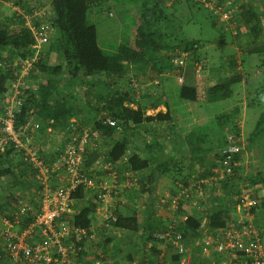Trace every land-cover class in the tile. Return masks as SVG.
I'll list each match as a JSON object with an SVG mask.
<instances>
[{
    "label": "trees",
    "instance_id": "16d2710c",
    "mask_svg": "<svg viewBox=\"0 0 264 264\" xmlns=\"http://www.w3.org/2000/svg\"><path fill=\"white\" fill-rule=\"evenodd\" d=\"M163 1L166 0H113V2L112 0H50L49 8L53 13L54 32L51 34L50 41L40 48L38 57L29 71L32 87L24 100L21 115L31 105L37 108L40 119L53 121L51 125L53 131L60 130L64 132L65 128L70 125L72 118L76 131L80 132L81 129H87L89 132L97 133L100 141H107V152L100 153L97 142L94 148H87L84 153V167L95 174L97 182L100 181L97 179L95 163H115L128 153L130 148L127 134H132L133 130L143 128L145 121L155 120L157 123L163 124L171 120L169 111L165 113L159 111L154 116H147L145 114L147 107H141L138 105L139 102L147 101L151 108L163 103V96L167 91H164L165 83L174 82L180 73H182L184 81L177 86V91H175L176 100L178 102H196L198 100L193 78L194 63L200 64V74L202 76L205 73L204 61H201V57L196 53L198 46L193 41L186 42L182 47L177 46L176 48L162 44L163 39L157 33L158 16H156V9L160 3L163 5ZM214 1L216 5L227 9L226 0ZM185 2L190 8L202 7L205 10L207 9L201 0H185ZM234 2L236 3L238 0H232V3ZM261 2L264 3V0H261ZM0 3L2 5L8 3V7L12 10L13 6H16L25 14H30L33 10L42 8V6L28 8L21 0H0ZM99 7L104 9V13H108V16L112 15L110 11L114 7L113 16L116 17L120 26L119 40L113 51L108 52L109 54L104 53L101 49L97 41L96 27L89 22L92 10L99 9ZM237 8V11L233 12V16L229 20V33L238 38L241 36L240 29L244 31L246 44L243 50L241 47V50L247 57L256 56L260 58L259 64L257 63L254 68L255 70L262 69L264 77V29L260 25L262 13H260L259 8L252 7L249 4H239ZM209 13L213 18L212 25L214 26L219 21L218 16L213 15L211 11ZM222 24L223 30L228 32L225 30L226 24ZM33 44L34 37L30 30L23 27V20L20 15H11L10 22L0 21V99L7 91L9 83L18 74L17 69L12 68L11 64L17 59L32 58L35 54V50L32 48ZM177 52L189 53L188 62L183 68L173 63V59L178 56ZM241 60L239 55H235L223 61L224 63L221 64V71L219 72L230 71L231 73L228 76L221 74L215 82L207 85V87L204 86V101L215 105L227 101L233 96V86L239 83L242 76L247 74L242 71ZM3 62L6 66H1ZM100 77L105 79V83H103L106 87H104L105 90H108L107 88L113 90L111 94H104L100 98L96 94L93 97L94 105L91 106L88 104L89 99L80 87L88 86L86 79L92 78L100 82ZM116 88L117 90H115ZM260 95L264 96V87H262L261 93H255L252 96L257 98L256 106H259L261 112L254 122L252 131L247 132L248 135H246L243 143L240 127L234 121L239 108L233 106L215 118L212 129L214 139H218V145L215 146L217 148L202 149L201 145H194L192 140L193 147L200 151L197 156L207 154L211 150L212 160L220 162L223 157L222 151L229 143L227 140L228 134L232 135L234 142L240 146L245 144L247 147H253L255 142L261 138L264 143V103H259L258 98ZM89 102L91 101L89 100ZM130 104H135L136 107H130ZM85 108H89L90 112L84 110ZM84 111L90 113L92 119L86 121L81 118L79 114L84 113ZM107 119L113 120L116 126H110ZM84 125H89V128ZM225 128L227 129L226 133H224ZM204 129L207 131V128L204 127ZM206 131L198 133L194 136V139L201 140L205 138ZM217 134L220 136H217ZM199 143L200 141L197 142L198 145ZM64 145L65 143L59 145L58 148ZM142 152L141 148H135V152L128 155L127 161L116 169L117 181L120 186L126 181L125 178H123L124 180L121 178L122 171L134 173L145 170L149 166V159L143 157ZM9 155V151L0 154V179L6 177L11 189L29 188L32 185V179L26 163L21 161L19 155L15 157H9ZM239 156L240 153L235 156V160L238 162H240ZM262 164H264V159ZM97 170H100L101 175H108L107 171L101 168ZM239 170L240 165L235 168L231 177H223L220 180L219 192L223 189L227 193V189L232 187L231 189H234L232 192L237 197L241 189L246 186L253 189L257 186L264 188V168H260L257 173L249 177L248 183L240 188L235 184L240 179L237 177ZM163 172L156 167L149 173L147 178L149 188L154 187L156 179ZM199 180L197 183H191V185L188 182L184 183L185 187L181 188L185 195L177 206L175 214L186 217L185 221L180 223L185 237L199 234L203 238L226 227L235 218V215H232L229 209L225 207H217L210 213L209 210L205 209L204 203L206 200L199 194L201 191L200 185H202ZM22 184H27V187L22 186ZM122 189H119L116 203L115 215L117 220L112 226L120 233L135 234L140 230L138 218L135 215L122 214L117 210L118 204H121L120 198L124 195L123 192L129 187L124 188L126 190ZM193 189L196 190V194L191 193ZM259 191L261 192L255 195L256 197L259 195V203L251 210L254 215H257L256 213L259 210L264 211V191L263 189ZM74 198L80 206L72 215L74 227L93 233L91 226L95 219L94 216H96L99 201H96L95 195H92L90 191L83 192L81 188L77 190ZM164 207L169 208L168 205ZM188 208H190V211H185ZM202 213H208L209 216L205 231L200 229L201 220L198 219ZM255 224L257 225V221H255ZM152 234L153 232L146 233L147 241H145V244L152 241V254L157 256L160 250L157 247L158 244L153 240ZM98 236L104 237L101 240V245L105 248L113 244L116 239V236L111 233L103 235V231L98 232ZM134 249H136L132 251L134 253L140 250L138 246ZM134 253H130L123 247L110 257L111 263L122 264L124 260H133ZM139 264L146 263L140 262ZM170 264H178L177 255L172 256Z\"/></svg>",
    "mask_w": 264,
    "mask_h": 264
},
{
    "label": "built area",
    "instance_id": "2783aa9c",
    "mask_svg": "<svg viewBox=\"0 0 264 264\" xmlns=\"http://www.w3.org/2000/svg\"><path fill=\"white\" fill-rule=\"evenodd\" d=\"M201 1L213 15L218 16L221 23L226 24L225 30L228 31L234 9L222 8L214 0ZM13 10L23 20V27L33 35L35 54L30 59H17L11 64L18 74L0 99V154L9 151V157L19 155L29 169L32 185L16 191L15 202L1 213L0 264H112L111 259L94 245L98 243V233H88L85 229L74 227V195L80 188L95 195L96 201H99L95 215L100 220V231H103V235L111 233L121 237L120 231L112 226L117 220L115 210L119 189L131 187L133 182L127 177L120 186L116 169L127 161L129 154L126 153L115 163H95L97 169L107 171L110 177V184L104 185L97 182L95 174L84 167L86 149L94 148L100 140L97 133L87 129L76 131L74 121H71L61 134L65 145L55 149L50 157L37 146L36 139L41 131L53 133V121L40 119L37 108L31 105L23 115L21 109L32 87L29 71L40 48L50 41L54 32L53 13L49 7L33 10L30 14H25L16 6H13ZM177 53L173 63L183 68L188 62L189 53ZM1 66L6 64L3 62ZM200 70V64L194 63L193 78L198 100L205 96ZM176 81L183 83L182 73L176 77ZM107 123L116 126L111 119H107ZM117 129L120 130L119 127ZM232 138V135H227L229 143L222 151L218 169L214 170L215 178L231 177L240 165L235 156L241 153L242 148ZM261 189V186L242 188L235 198V218L226 227L203 237L200 252L212 264H264V227L255 224V215L251 213L259 203L260 197L255 195ZM184 195V191H180L170 199H158V207L168 205L174 216L163 229L155 230L152 234L160 247L173 250L178 256V264H190L188 238L180 227V221H185L186 217L183 216L182 220L181 216H175ZM205 224V221L200 223V229L205 231ZM163 257L159 251L152 264H164ZM127 264L139 263L133 259Z\"/></svg>",
    "mask_w": 264,
    "mask_h": 264
},
{
    "label": "crops",
    "instance_id": "0c3cea01",
    "mask_svg": "<svg viewBox=\"0 0 264 264\" xmlns=\"http://www.w3.org/2000/svg\"><path fill=\"white\" fill-rule=\"evenodd\" d=\"M230 1V0H227ZM239 4H249L252 7L259 8V11L261 14L260 17V25L263 26L264 29V3L261 2V0H238ZM22 3L26 4V7L28 8H36L39 6L42 7H49L50 6V0H21ZM113 2V0H112ZM232 2V0H231ZM229 5V4H228ZM0 7L4 9V11H9V14H11L8 17L2 18V20H6L10 22L11 15L16 16L14 14L15 12L8 7L6 4L2 5L0 3ZM20 7V6H18ZM2 9V10H3ZM0 15L2 16V12L0 11ZM104 9H94L92 10L90 14V18L96 21H101L102 17L104 16ZM1 21V17H0ZM240 58L242 59V71L243 73H247V75L252 76V80L255 81L256 85L259 84V87H264V81H263V74L262 69H256L254 70V67L256 65V59L254 56H246L244 54H239ZM224 62H221L222 64ZM227 71H225L226 73ZM224 73V74H225ZM228 76V74H227ZM244 76H242L243 78ZM98 79V78H97ZM96 79H86L85 81L88 83V86L80 87L81 90L84 91L85 96L91 101L88 104L91 106L94 105L93 97L98 94L97 97H102L105 93V79L103 77H100V82L95 81ZM243 81V80H242ZM99 82V83H98ZM94 83V85H93ZM165 95L163 96V103L157 105L155 108H151L149 103L147 101H141L138 105L141 107H147L145 114L147 116H154L157 112L165 113L166 111H169L171 113V120L168 121V123L161 124L160 122L157 123L154 121H148L144 122L145 126L143 128L133 130L132 134H127L128 136V144H129V151L128 154L135 152V148H141L143 150V157L149 159V166L147 169L139 171V172H121V178H130V180L133 182L132 187H129V189H124V195L120 198V205L118 204V211L125 215H135L139 220L140 230L135 234H128L126 232H121L120 239L116 242L118 245H124V248L127 249L130 253H134L132 251L136 250L129 247V241L127 238L134 239L133 240V246H138L140 250L144 251L145 253L143 256H146V259L149 263H152L156 256L151 254L152 250V241L147 242L145 244L146 239V233H152L155 230L163 229L165 225L169 222L171 219V216H174L173 213L170 212L169 208L166 207H158L157 201L158 199L164 198L169 199L171 196L176 195L177 192L181 191V188L184 186V183H197L199 180L202 185H200L201 191L199 192L200 195H202V198L204 197L205 200L210 198L209 192H205V190L211 187L217 186L215 184V176L216 173L214 172L216 166L218 167L219 161L212 160L211 154L212 151L208 152L207 154H202L199 156H194L193 154L195 152H200L197 150V148L193 147L197 144V142L200 141L198 146H202V149H215L216 145H218V139H214L212 133V136L210 133H205L206 137L203 139H194V136L198 135V133L205 132L203 122L201 124H197L196 117L191 109L192 105L195 102H187V101H181L178 102L176 100V94L175 91H177V86L179 85L175 79L172 83H165ZM95 86H97L95 88ZM93 87V88H91ZM105 87V88H104ZM87 89V91H86ZM94 91H92V90ZM101 89V90H100ZM102 91V92H99ZM113 90V89H112ZM101 94V95H100ZM108 94H111L110 92ZM98 98V99H99ZM107 99V97H106ZM198 102V100L196 101ZM126 105V104H125ZM135 108V104H130V107ZM149 106V107H148ZM84 110H89L88 108H85ZM99 115V114H98ZM81 118L85 119L86 121H89V119H92L90 116V113L87 111H84V113L79 114ZM70 121H73L72 118ZM85 127L89 128V125H84ZM203 130V131H202ZM205 130V131H204ZM60 130L53 131L51 134H46L45 132H40L36 139L37 146L42 150V152L45 155H48L49 157L53 154L55 149L59 147V145H62L64 143ZM208 132V130L206 131ZM60 133V134H59ZM193 136H191V134ZM220 136V135H218ZM243 130H241V141L243 143L245 136L243 138ZM197 139V140H196ZM193 140V143H192ZM196 140V141H195ZM195 141V142H194ZM245 145V144H244ZM261 146V151L263 154L264 159V143L261 140H258L255 142L253 147H247V149L251 150L254 148H258V146ZM97 148L100 149L101 152H107L108 149V142L104 140H99ZM243 149V148H242ZM241 154V153H240ZM244 154V153H243ZM241 158V156H239ZM244 157V158H243ZM246 153L244 156L242 155L241 160L245 163L247 159H245ZM262 162L260 163L261 169L264 168V164ZM240 161V159H239ZM241 164V163H240ZM156 167L159 168V171H164L163 174H160L158 178L156 179V182L154 184V187L149 188V183L147 182V178L149 176V173L156 169ZM96 169V167H95ZM97 172V179L103 183L104 185L110 184V177L108 175H101L100 170ZM6 177L0 179V218L1 213L4 212V210H7L11 204L15 202V195L10 194V185L7 183ZM22 186L27 187V184H22ZM185 187V186H184ZM123 190V189H122ZM264 191V189H263ZM261 191H259L260 193ZM193 194H196V190H192ZM78 201H75L74 212L80 207L78 205ZM185 211H190V208ZM212 210H209L210 213ZM175 216L180 217V214H175ZM202 216V217H201ZM208 216V213H202L200 214L198 219L201 220L200 223L204 222L206 217ZM95 219L92 223L91 229L94 233L96 231H100L99 224L100 220L98 216H94ZM182 218V217H181ZM183 220V218H182ZM182 221H180L181 223ZM1 227V222H0ZM182 227V226H180ZM183 228V227H182ZM206 229V228H205ZM185 230V229H184ZM190 234V233H189ZM188 242V241H187ZM89 244V243H88ZM90 245V244H89ZM89 245H87L89 247ZM159 247V250L161 253H163L164 257L163 260H167V254L168 251H166L167 248L170 247H160V245H157ZM162 248V250H161ZM139 251L137 250L136 253H134V257L139 255ZM174 253V252H173ZM159 254V253H158ZM154 256V257H153ZM126 261V260H125ZM124 261V262H125ZM129 261V260H128ZM138 261V260H137ZM139 262V261H138ZM123 264V263H122ZM127 264V262H126Z\"/></svg>",
    "mask_w": 264,
    "mask_h": 264
},
{
    "label": "rangeland",
    "instance_id": "374dc122",
    "mask_svg": "<svg viewBox=\"0 0 264 264\" xmlns=\"http://www.w3.org/2000/svg\"><path fill=\"white\" fill-rule=\"evenodd\" d=\"M225 4L235 11L239 5V1L236 3H232L231 0H226ZM2 9L3 8H0V11L2 12V16L0 15L1 21L2 18L8 17L11 14V12L9 14V11H4V9ZM113 9L110 11L112 13L111 16H108V13L105 12L101 21L95 22L91 18L89 21L96 27L97 41L104 53L113 51V48L117 44L120 36L119 22L116 17L113 16ZM156 16H158V22L156 24L158 29L157 33L159 34V37L163 39L162 44L164 43L165 45L176 48L177 46L182 47L186 42L193 41L197 43L198 48L196 50V53L201 57V61H204L205 65V73L202 75L205 87L215 82L219 75H223L225 73L219 72L221 71V62L225 61L230 56H238L241 53L243 54L242 50L245 48L246 44L244 31L240 29L241 36L237 38L230 34L229 30L228 32L224 31L223 24L220 23V21H218L217 24L213 26V18L209 13V9L205 10L202 7L190 8L185 0H166L163 1V5L161 3L159 4V7L156 9ZM254 58L256 59V64H259L260 58L256 56H254ZM230 73V71H227L224 75H229ZM254 80H252V76L247 74L244 75V77L239 80V83L233 86V96L229 100L221 102L220 104H210L204 101V98H202L192 105L191 109L196 117V122H198L197 124L200 125L201 122L204 121L203 126L208 130V132H206V135L207 133H210L212 136V128L215 124L216 116L227 111L228 109H231V107L233 106H237L239 108L238 114L235 117L234 121L235 123H237L238 127H240L239 129L243 130V135H248L247 132L250 133L252 131L254 122L261 112V110L259 111V106H256L257 98H254L252 96L255 93H261L262 90V88L258 86L259 84L256 85ZM96 87L97 86H95V88ZM107 89L108 90H105V95L109 92H112L111 89ZM100 90L99 92H102ZM115 90H117V88ZM81 97L83 98V96ZM258 100L259 103L263 104L264 96L260 95ZM226 130L227 129L225 128L224 133H226ZM260 140L262 141V138ZM196 145L198 146V144ZM241 145L243 149L240 156L242 158V155L244 156V154L246 153L245 159L247 160L244 163L240 158V170L237 174V177H239L240 179H238L235 183L239 188L244 184H247L248 178L257 173V171L261 167L260 163L263 159V154L261 151L262 149L260 145L255 150L254 148L249 150L244 144ZM193 155L196 156L197 152H195ZM216 168L218 169L217 166ZM221 175L222 174H220L219 176L221 177ZM220 180L221 178H216L215 184L217 183V186L209 188V191L208 189L206 190L212 195H210V198L205 201V209L214 210L217 207H225L226 209H229L232 215H235L236 213L234 204L236 196L232 192L234 189H231L232 187H230L227 189V193H225L223 189H221V192H219L220 190L218 189H220ZM10 190V194L13 195H15L16 191H21V189L17 188H13ZM256 214L257 215H255V221H257L258 227H264V211L259 210ZM208 218L209 216H207L204 220L206 222L205 228H207L208 225ZM98 232L99 231H96V233ZM187 238V254L190 257V264H212V262L201 255L200 246L203 238L200 237L199 234H194L193 236L189 235ZM98 239V243H95L94 245H97L104 256L107 258L115 255L117 251L124 247V245H118L116 243L120 239V237H116L115 242L107 246L106 248L101 245L102 239L100 238V236L98 237ZM127 239L129 241V247H135L133 246L134 239ZM166 251H168V258L166 261H164V264H170V262H172V256L174 255V253L171 248H167ZM143 252L144 251L139 250L138 257L135 256L133 259L138 260L139 263L144 262L146 264H152L147 261L146 256H143L145 254ZM124 261L123 264H126V262H128L127 260L125 262Z\"/></svg>",
    "mask_w": 264,
    "mask_h": 264
}]
</instances>
